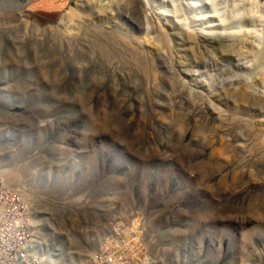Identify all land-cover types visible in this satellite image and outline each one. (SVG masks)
<instances>
[{
	"label": "rangeland",
	"instance_id": "rangeland-1",
	"mask_svg": "<svg viewBox=\"0 0 264 264\" xmlns=\"http://www.w3.org/2000/svg\"><path fill=\"white\" fill-rule=\"evenodd\" d=\"M177 3L0 10V181L55 260L264 264V32L208 42Z\"/></svg>",
	"mask_w": 264,
	"mask_h": 264
},
{
	"label": "built area",
	"instance_id": "built-area-1",
	"mask_svg": "<svg viewBox=\"0 0 264 264\" xmlns=\"http://www.w3.org/2000/svg\"><path fill=\"white\" fill-rule=\"evenodd\" d=\"M30 201L0 181V264H131L127 254L93 250L78 262L51 258ZM63 263H62V262ZM146 264V261H142Z\"/></svg>",
	"mask_w": 264,
	"mask_h": 264
},
{
	"label": "bare ground",
	"instance_id": "bare-ground-1",
	"mask_svg": "<svg viewBox=\"0 0 264 264\" xmlns=\"http://www.w3.org/2000/svg\"><path fill=\"white\" fill-rule=\"evenodd\" d=\"M82 1L87 2L89 0ZM138 1L141 2L143 0ZM202 1L208 8L211 19L206 25L196 26L200 39L208 42H221L222 39L223 43V39L225 41L231 40L232 35H234L235 40H243L245 43L256 47L260 45L262 33L264 32V0ZM177 5V0H173V6L176 8ZM171 21L174 25H179V27L185 24L179 18L173 17Z\"/></svg>",
	"mask_w": 264,
	"mask_h": 264
},
{
	"label": "crops",
	"instance_id": "crops-1",
	"mask_svg": "<svg viewBox=\"0 0 264 264\" xmlns=\"http://www.w3.org/2000/svg\"><path fill=\"white\" fill-rule=\"evenodd\" d=\"M72 0H0L1 11L27 12L40 22H54L65 12Z\"/></svg>",
	"mask_w": 264,
	"mask_h": 264
},
{
	"label": "trees",
	"instance_id": "trees-1",
	"mask_svg": "<svg viewBox=\"0 0 264 264\" xmlns=\"http://www.w3.org/2000/svg\"><path fill=\"white\" fill-rule=\"evenodd\" d=\"M86 169H87V168H86ZM87 174H90V175H89V178H92V177H93V173H92V171H91V173H87ZM87 174H86V175H87ZM84 175H85V174H84ZM86 175H85V176H86ZM98 175L101 176L100 174H98ZM99 176H98L97 179H99ZM101 177H102V176H101ZM104 178H106V176H104V177H102V178H100V179H104Z\"/></svg>",
	"mask_w": 264,
	"mask_h": 264
},
{
	"label": "clouds",
	"instance_id": "clouds-1",
	"mask_svg": "<svg viewBox=\"0 0 264 264\" xmlns=\"http://www.w3.org/2000/svg\"><path fill=\"white\" fill-rule=\"evenodd\" d=\"M43 233H44V232H43ZM44 235H45V233H44ZM44 237H45V236H44ZM45 247H47V245H46V244H45ZM47 248H48V247H47ZM63 257H64V256H62L61 258H63ZM61 258H60V259H61Z\"/></svg>",
	"mask_w": 264,
	"mask_h": 264
}]
</instances>
